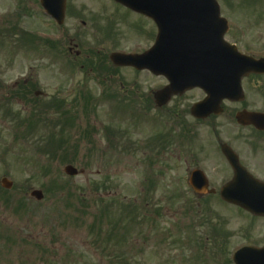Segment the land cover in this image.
I'll list each match as a JSON object with an SVG mask.
<instances>
[{
    "label": "rangeland",
    "instance_id": "374dc122",
    "mask_svg": "<svg viewBox=\"0 0 264 264\" xmlns=\"http://www.w3.org/2000/svg\"><path fill=\"white\" fill-rule=\"evenodd\" d=\"M219 1L224 4L225 15L239 30L250 21L245 13L263 16L256 32L264 39V0H255L259 2L251 8L233 3L234 14L226 11L230 9L226 3L233 0ZM42 11L40 0H0V80L11 87L16 80L32 75L37 90L46 94L39 101L33 91L26 102L7 103L8 93L0 91L11 109L8 113L5 108L0 110V181L6 177L14 183L11 190L0 184V264H205L194 257L195 252L202 255L199 248L193 252L204 228L212 229L219 219H224L229 229L240 228L246 222L226 211H217V216H209L212 218L209 226L205 223L200 226L199 219L204 214L197 210L209 207V203L198 199L188 188L186 179H182L187 177V160L178 162V155L193 160L194 149L210 143L212 132L202 123L189 136L187 131L174 126L177 123L174 113L185 115L184 111L204 94L190 91L174 99L161 116L152 110L151 124L140 114L144 112L143 97L150 88L167 83L165 79L123 69L111 81L107 79L109 76L98 77L99 70L93 73L81 69L85 60H96L87 53L91 48L99 50L101 56L121 48L142 51L149 43L147 30H152L151 23L145 22L142 37V33L138 35L132 30L135 18H125L126 27L113 25L115 42L97 46L93 37L98 31L101 37L105 36L98 26L108 29L109 22L113 23L112 0H69L66 40L61 29L45 18ZM93 16L98 18L97 23L90 21ZM83 20L87 21L85 27ZM251 20L254 27L258 26ZM17 26L37 36L41 31L51 35L61 44L65 58L57 64L51 52L45 51L48 56L32 48H20L18 52L17 33L12 30ZM77 33L85 46L79 44L84 58L76 61L75 53H69V40ZM260 55L264 56V50ZM113 84L115 90L119 89L117 93L134 89L133 93L139 97L136 104L98 100L105 86ZM248 85L251 101L253 83L249 81ZM88 92L92 93L91 97H97L92 107L84 100L90 95ZM46 103L50 108L47 113L40 110V105ZM53 103L61 107L62 114L53 110ZM260 105L264 103L247 104L252 109ZM29 120L40 123L39 128L31 131V126L20 123ZM229 125L227 131H217V136L226 142L243 143L239 138L241 131L234 124ZM105 130L113 135L119 133L107 138ZM48 131L56 134L52 135L55 140L64 141V150L46 146ZM60 131H65L64 136ZM182 133L185 139L180 140ZM163 138L175 142L168 146L161 143L158 154L165 153L156 158L154 165L147 164L149 152L157 149L152 145ZM184 144L187 147L182 153ZM66 165L84 173L69 177L64 172ZM33 189L42 190L44 199H31ZM211 201L213 208L224 206ZM113 248L121 250V257L113 258Z\"/></svg>",
    "mask_w": 264,
    "mask_h": 264
},
{
    "label": "water",
    "instance_id": "95a60500",
    "mask_svg": "<svg viewBox=\"0 0 264 264\" xmlns=\"http://www.w3.org/2000/svg\"><path fill=\"white\" fill-rule=\"evenodd\" d=\"M117 1L152 18L159 28L156 45L150 52L141 56L115 55L113 60L117 63L124 60L122 64L149 68L166 75L171 85L161 93L160 104H166L171 93L201 87L208 98L193 112L202 117L211 111L218 112L224 98H232L235 94L241 96V78L254 67L246 68L251 62L223 42L227 27L219 18L215 0ZM42 4L48 14L62 22L65 0H42ZM255 63L260 68L264 60ZM66 170L70 174L74 172L71 168ZM200 185L204 184L197 180L195 186ZM3 186L11 188L12 184L4 180ZM222 195L229 202L264 215L261 213L264 187L257 183H232L223 189ZM33 196L42 198L41 192H33Z\"/></svg>",
    "mask_w": 264,
    "mask_h": 264
},
{
    "label": "flooded vegetation",
    "instance_id": "af4514ba",
    "mask_svg": "<svg viewBox=\"0 0 264 264\" xmlns=\"http://www.w3.org/2000/svg\"><path fill=\"white\" fill-rule=\"evenodd\" d=\"M246 3L245 1H241L240 4ZM230 8H233V6H230ZM131 12V11H127ZM132 13V12H131ZM137 15V14H136ZM139 17L144 18L141 15H137ZM256 18V17H255ZM154 26V25H153ZM155 29V27H154ZM63 37H65L66 40V33L63 29ZM231 35L233 37V40L236 45H238L243 52H246V50H254L261 44V36H250L248 34L242 33V35L239 36V39H236V33L235 30L232 28L228 35ZM70 45H76L74 44L73 40H70ZM246 45V48L244 46ZM77 46V45H76ZM60 49V53H61ZM251 53V52H250ZM84 67V66H82ZM114 68H122L123 67H114ZM112 67V73L111 77L115 78L117 77V71ZM129 69V68H128ZM121 70V69H120ZM131 71H134L131 69ZM136 73L142 74L144 72L142 71H135ZM114 73V75H113ZM114 76V77H113ZM24 79L17 81L14 84L15 90H17V99H20V96L22 98H28L31 93L34 91L35 87V81L33 79L32 75H27L23 77ZM264 80V76H250L248 79H246V84L244 85V90L246 92V99L245 102L242 104L248 103V100L250 99V92L251 87H249L248 82L251 81L253 83L252 91H253V98L252 102L255 104L262 103L263 96L264 95V84H261V81ZM165 84L157 86L155 88H150L149 92L145 96L144 102L147 104L153 103V110L158 112H163L164 108L159 109V107L155 104L154 100V94L161 86L163 87ZM161 87V88H162ZM38 92V94L36 93ZM128 89L125 92V95L123 97H128L129 95ZM35 98L37 100L45 99L46 94L42 91L36 90L34 91ZM51 97H48L50 99ZM241 104V103H232L227 102V104L223 105L224 112L219 116H211L205 121H198V122H209L212 126V130L216 131L219 129V126L221 125V121L223 118L226 122L234 123L238 127V131H241L239 138L243 140V143H216L209 146V149L202 150L201 151V158L194 160V163L196 165H202L205 163V168L202 166H197L196 168H201L206 171L207 177L209 180L210 189H213L212 193L204 194V195H196L198 199H205V200H220L221 201V189L222 187L229 182L234 176L235 171L231 164L229 163L226 155L224 154L223 149L224 148H230L236 155L239 163L243 168H245L249 174H251L253 177L258 179L259 181L264 182V130H258L252 126H240L235 123V113L234 105ZM241 104V105H242ZM42 105V104H41ZM263 106L255 109L258 112H262ZM248 109L247 107L240 108ZM222 202V201H221ZM212 203V202H211ZM210 203V205H211ZM224 204V202H222ZM226 204V203H225ZM228 205V204H227ZM206 214L208 215H215L217 211H226V212H234L236 215L239 216H247L250 224L244 225L236 230H234V234L230 236L231 240L229 239L225 241V233L217 232L215 234V240L210 243L211 247L214 248V254L211 256H208L209 260L213 263H228L230 259L233 258V255L235 251L242 247H264V218L262 217H256L252 215L251 213L243 210L240 207H235L228 205L227 207L223 208H213V207H206L202 209ZM237 241L239 244V248H236L232 254H229L228 248L231 244V242Z\"/></svg>",
    "mask_w": 264,
    "mask_h": 264
}]
</instances>
